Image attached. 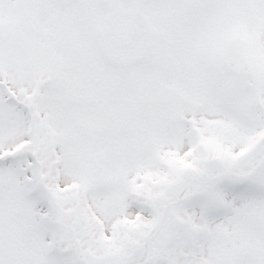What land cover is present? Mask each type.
<instances>
[{
	"label": "snow or ice",
	"instance_id": "obj_1",
	"mask_svg": "<svg viewBox=\"0 0 264 264\" xmlns=\"http://www.w3.org/2000/svg\"><path fill=\"white\" fill-rule=\"evenodd\" d=\"M0 264H264V0H0Z\"/></svg>",
	"mask_w": 264,
	"mask_h": 264
}]
</instances>
